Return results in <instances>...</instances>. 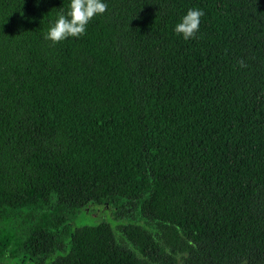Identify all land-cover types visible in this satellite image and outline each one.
I'll return each instance as SVG.
<instances>
[{
	"label": "trees",
	"instance_id": "16d2710c",
	"mask_svg": "<svg viewBox=\"0 0 264 264\" xmlns=\"http://www.w3.org/2000/svg\"><path fill=\"white\" fill-rule=\"evenodd\" d=\"M107 2L0 0V264H264V0Z\"/></svg>",
	"mask_w": 264,
	"mask_h": 264
},
{
	"label": "clouds",
	"instance_id": "9594fccd",
	"mask_svg": "<svg viewBox=\"0 0 264 264\" xmlns=\"http://www.w3.org/2000/svg\"><path fill=\"white\" fill-rule=\"evenodd\" d=\"M108 8L107 0H69L67 11L61 9L54 22L47 29L45 38L53 43L69 37H79L86 32L89 22L98 15L104 14ZM204 10L191 7L174 25L173 31L187 40L193 38L200 27Z\"/></svg>",
	"mask_w": 264,
	"mask_h": 264
},
{
	"label": "rangeland",
	"instance_id": "374dc122",
	"mask_svg": "<svg viewBox=\"0 0 264 264\" xmlns=\"http://www.w3.org/2000/svg\"><path fill=\"white\" fill-rule=\"evenodd\" d=\"M135 220L139 222H144V219H140L139 217H135ZM130 221V215L115 217L113 211L110 207H102L91 205L87 207L84 212L78 213L74 219L72 224L74 226H83V225H94L100 222H107L110 225H121L127 224ZM31 264H34L30 261ZM48 264V262L46 263Z\"/></svg>",
	"mask_w": 264,
	"mask_h": 264
}]
</instances>
